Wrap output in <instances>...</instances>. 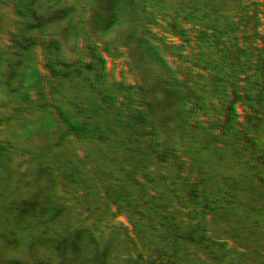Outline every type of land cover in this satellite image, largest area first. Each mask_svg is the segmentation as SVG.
<instances>
[{
	"label": "trees",
	"instance_id": "1",
	"mask_svg": "<svg viewBox=\"0 0 264 264\" xmlns=\"http://www.w3.org/2000/svg\"><path fill=\"white\" fill-rule=\"evenodd\" d=\"M54 1L0 0V111L56 112L18 151L79 219L58 264H264V0Z\"/></svg>",
	"mask_w": 264,
	"mask_h": 264
},
{
	"label": "rangeland",
	"instance_id": "2",
	"mask_svg": "<svg viewBox=\"0 0 264 264\" xmlns=\"http://www.w3.org/2000/svg\"><path fill=\"white\" fill-rule=\"evenodd\" d=\"M54 2H58L62 8L69 0ZM93 37L96 39L97 35ZM2 38L0 35V69H5L14 62V58L7 53L8 50L10 53V49L18 50L26 45H18V31L10 40L7 37V41L3 42ZM82 69L79 68L78 72ZM73 73V70H70L67 75ZM46 95L43 91L41 94L36 93L29 106L20 107V114L17 98L12 96L6 99L7 102L5 100L3 111H0V163L4 160V167L0 165V204H3L7 219L11 222L7 225L0 223V264H58L62 260L66 261V255L69 253L73 256V251L65 248V243L80 227L77 221L79 219L76 218L72 222L70 219H64L58 201L44 186L37 184L36 178L34 179L43 151L39 150L37 153L25 147V150L18 151V135L22 137V134L18 133V124L27 130V126L38 123V131H41L39 134L48 139L52 136V130L58 121ZM53 97V94L49 95V98ZM14 107L16 109H12ZM45 111L54 113L45 116ZM32 136L29 137L26 133V139L30 138L27 139L28 143L34 146L35 140ZM3 180L6 183L4 186Z\"/></svg>",
	"mask_w": 264,
	"mask_h": 264
}]
</instances>
